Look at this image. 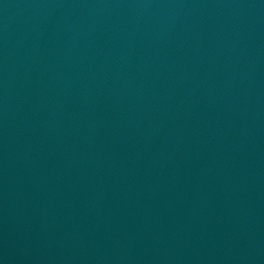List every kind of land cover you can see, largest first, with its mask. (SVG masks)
Wrapping results in <instances>:
<instances>
[{
  "label": "water",
  "instance_id": "95a60500",
  "mask_svg": "<svg viewBox=\"0 0 264 264\" xmlns=\"http://www.w3.org/2000/svg\"><path fill=\"white\" fill-rule=\"evenodd\" d=\"M0 264H264V0H0Z\"/></svg>",
  "mask_w": 264,
  "mask_h": 264
}]
</instances>
